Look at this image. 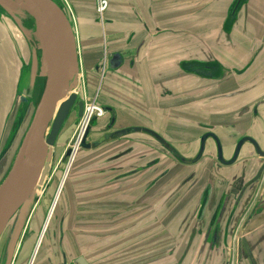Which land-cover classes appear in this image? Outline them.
Wrapping results in <instances>:
<instances>
[{"label":"flooded vegetation","instance_id":"obj_1","mask_svg":"<svg viewBox=\"0 0 264 264\" xmlns=\"http://www.w3.org/2000/svg\"><path fill=\"white\" fill-rule=\"evenodd\" d=\"M64 2L75 23L71 8L66 0ZM97 6L98 0L96 8ZM108 6L109 0H107L105 12ZM105 12L103 15L97 14L101 22L105 20ZM222 14L224 16L220 25L223 34L222 40L227 41V36L229 42L234 46L246 42L245 45H252L251 56L257 55L256 59L263 58L264 3L260 0H232L228 10L222 11ZM134 40V37L129 36L124 41L127 42L128 48H142L144 43L141 41L143 39L138 40V43H135ZM140 42L142 43L141 47H139ZM102 44L105 45L106 50L102 52L97 66L92 71V75L98 77L97 88L95 93L89 94L88 91L84 93V100H80L83 102V111L87 104L93 102L101 107V115L97 114L96 117L108 114L106 122L99 126L102 134L97 140L107 134L113 136L98 145L137 132L151 136L155 145V147L144 150L140 143L131 142L113 154L95 162L96 166H108L103 167V172L114 173L102 184L105 185L112 181L116 185L118 197L129 196V200L116 199L119 201L118 205L121 206V202L127 200L126 204L129 206L128 208L119 206L118 209L135 211L137 206H142L140 208L145 212L132 216L130 220H133L132 222L144 221V225L140 226L146 227H141V230L145 232L151 231L149 226L153 221L161 219L165 221L170 216L178 220L176 228L172 232L160 229L163 237L167 238L168 235L172 237L168 251L170 255L176 256L174 264H183L190 253L196 249L206 251L207 257L213 250L219 252L221 247H223V252L227 247V249L230 248V252H233L236 245L234 241L231 242V238L240 231L244 220L248 216L250 218L257 217L264 212L261 193L262 179L264 178V156L247 139L256 140L264 152V112L262 109L264 107V91L253 94L254 90L264 86V62L259 66L257 64L254 69V58L251 57L247 62L226 59L217 52V47H215L212 53L182 61L177 75L169 77L166 74H161L156 78L154 85L148 84L149 79L146 81V78L138 75L128 76V73L124 72L122 78L129 80L128 77H130L133 84L121 83L122 86L119 87L116 80H110L107 75H109V70L112 72L111 75H114V70L125 61L127 54H125L126 52H114L106 40ZM242 76L245 77L242 78ZM143 80H145V85H140ZM173 82L178 83L172 84ZM136 83L139 85H135ZM113 84L118 87H112ZM108 88H113L114 92H119L118 89L121 88L120 92L123 93V97L115 94L112 101L102 102L100 97L105 96V91L111 93ZM250 92L251 96L245 98L243 102L239 101L240 103L233 109L216 110L215 108L216 105H225L228 100L241 99ZM119 98L128 101V109L133 118L137 120L131 126H116L119 120L117 104L125 106L124 103L119 102ZM79 102L77 103L78 114ZM154 104H158L159 107ZM182 106L192 108L193 114L176 108ZM171 108L173 109L170 110ZM93 120L94 118L89 122L91 123ZM90 123L85 125L81 142L84 139L85 143L91 146V143L88 142V137L91 135L90 128H88ZM245 123L250 124L248 129L244 128ZM136 127H140L142 130H134ZM177 129H182V132ZM27 130L28 128L26 132ZM123 130L126 131L121 132ZM186 130H191L196 136L191 143L190 139L194 136L186 139V142L193 147L191 153L183 152L172 142L174 138L184 137ZM152 132L164 139L172 149L170 150ZM204 136L206 139L203 151L199 155ZM243 138L246 139L235 160L230 164H223L220 160L219 143L222 158L229 161L235 157L237 144ZM68 151L69 149L66 150V154ZM170 156L177 161L178 166L170 164ZM183 158L192 161L185 162ZM184 166L192 168L186 176H183L170 190L165 192L158 206H153L149 197L153 188L157 187L162 180H164L163 183H166ZM233 166L239 167L234 173L223 172L225 168ZM63 182L64 179L62 184ZM50 191L43 197L45 202L53 201L48 214L45 213L43 220L35 218L34 220L37 222L36 225H33V214L31 213L22 224V228L24 227L22 238L19 239L20 237L17 235L18 237L11 241L14 245L9 246V236L12 232L8 234L1 247L0 264H34L35 261L40 260L38 254L41 250L43 254L45 253V264H78V258L85 257L81 254L70 260L72 256L65 245L61 224L65 212L56 210L60 191L57 193ZM196 191L195 198L185 206L186 200ZM138 194H140L139 197ZM145 195L147 196L146 202H142L141 198ZM175 201L177 202L170 212L169 205ZM143 203L145 204L142 205ZM115 209L113 208V210ZM125 215H130V213ZM132 222L124 227L131 226ZM123 230L127 229L118 231ZM27 242L35 245L32 258L27 256V252L24 250ZM30 246H28L29 249H31ZM232 258L230 255L224 264H233ZM90 264L92 263L90 262ZM195 264H199V262ZM202 264L205 262L203 261Z\"/></svg>","mask_w":264,"mask_h":264},{"label":"rangeland","instance_id":"obj_2","mask_svg":"<svg viewBox=\"0 0 264 264\" xmlns=\"http://www.w3.org/2000/svg\"><path fill=\"white\" fill-rule=\"evenodd\" d=\"M205 3L206 1L203 2V4ZM16 11L27 33H23V30L19 28L9 15L8 10L0 5V186L14 165L18 156L19 144L34 116L46 83L43 51L35 34V20L26 10L19 8ZM97 14L99 15L98 12ZM105 50L106 47L102 43H95L91 47L84 45L83 48L82 46V55L79 53V71L76 74V78L72 81L71 89V92L77 93L78 98L69 110L60 133L52 145L53 157L50 162V169L44 181L34 191L28 201V216L31 213L33 214V225H36L37 222L34 220L35 218L43 220L45 213L48 214L53 203V201L45 202L43 197L50 190V192L56 193L60 191L56 210L65 212V217L62 219L63 222L61 224L64 231L65 245L68 247L70 256H72L70 260L83 254L92 264H174L176 256L170 255L168 251L172 237L170 235L167 238L163 237L160 229L172 232L175 230L178 220L170 216L165 221L162 219L153 221L151 226H149L151 228L150 232L141 230V227L146 228L145 226H140L144 225L145 222L138 220L132 222L133 220H130V218L145 212V210L140 208L142 206H137L135 211L118 209L120 207L128 208L129 206L126 204L127 200L122 201L120 206L117 204L119 201L116 199L124 198L129 200V196L118 197L116 185L112 181L103 185L102 182L111 178L114 173L102 171L103 167L108 166L95 165V162L113 154V152L131 142L140 143L144 150L155 147L154 139L147 134L137 132L96 145L97 138L102 134L99 126L106 122L108 114L101 117H96L94 114V117H92L94 120L91 123L88 122L90 123L88 125V128H90L89 132H91L88 142L91 143V146L86 147L80 143L86 119L78 114L77 103L82 99L84 100V93L87 91L89 94L95 93L98 77L92 75L90 68L95 62H98L102 52ZM79 51H81L80 47ZM4 56L6 57L5 60L2 59ZM87 56H90L93 60H91L92 64L88 68L85 67ZM111 73L109 70V75H107L110 80L115 79L116 81L127 83L125 81L127 79L122 78L119 74L117 76L114 74L115 77ZM108 90L111 93L105 91V96L100 97L104 103L112 101V98H115V94L123 97L122 92H114L111 88H108ZM118 100L124 103L125 106L120 105V103L117 104L119 120L116 126H131L137 120L133 118L128 109L129 103L124 99L119 98ZM176 108L188 111L191 114L194 112L192 108L185 106ZM177 130L182 132V129ZM184 134V137L174 138L172 142L181 148L183 152L191 153L193 152L191 151L193 147L186 142V139L192 138L194 135L191 130L184 131ZM195 138L196 136L190 139V143ZM67 149H72L73 152L66 154ZM170 160L172 166H178L177 161L172 156H170ZM191 168L190 166L181 167L176 172V175L169 178L166 183H163L164 180L159 182L157 187L153 188L152 194L149 195L153 206H158L165 192L170 190L183 176H186ZM63 179L64 182L62 184ZM60 184H62V187H60ZM138 191H140V188H138ZM196 193L197 191L186 200L185 206L195 198ZM137 196L139 197L140 194ZM146 199L147 196L145 195L141 198V201L146 202ZM176 202H172L169 205L170 212H172ZM113 208L116 209L113 210ZM20 213L17 212L14 215L0 238V256L1 247L5 239L12 232L11 230L17 227L16 225L22 217L20 216L22 213ZM129 213L130 215H125ZM130 222H132L131 226L124 227ZM121 229L127 230L118 231ZM16 230L18 233L15 236L12 233L9 236V246L14 245L11 241L15 237L17 238V235H19V239L22 238L24 227L16 228ZM236 240L238 238H232L231 242L233 243L234 241L236 245ZM30 245L32 244L25 243L24 250L27 252L26 255L32 258L35 245ZM236 253V246L231 253L226 254V250L224 249L223 252V247H221L219 252L213 250L208 257L206 251L202 252L196 249L190 253L183 264H195L196 262L202 264L203 261L205 264H218L221 257L223 260L222 264H224L230 258V255H232L233 264H235ZM44 255L45 253L43 254L42 250L39 251L38 258L43 260V262L39 260L38 262L35 261L36 263L34 264H45ZM200 260L202 261L201 263Z\"/></svg>","mask_w":264,"mask_h":264},{"label":"crops","instance_id":"obj_3","mask_svg":"<svg viewBox=\"0 0 264 264\" xmlns=\"http://www.w3.org/2000/svg\"><path fill=\"white\" fill-rule=\"evenodd\" d=\"M56 1L68 12L64 0ZM260 1L264 3V0ZM66 2L74 15L80 55H82V46L91 47L104 40L114 52H126L125 61L114 70L113 74L116 76L118 74L123 76L122 74L127 72L128 76L138 75L146 78V81L149 79L148 84L154 85L156 78L161 74L175 76L180 71L182 61L212 53L215 47L226 59L247 62L251 57L254 58V69L257 64L259 66L264 62V57L256 59L257 55H250L252 45L248 46L243 42L234 46L227 36V41L222 40L220 27L224 17L222 11L228 10L232 0H109L103 23L97 15V0H66ZM129 36L135 38V43L143 39L142 48H128L124 40ZM141 42L139 47L142 45ZM5 56L2 57L3 60L6 59ZM91 60L90 56L86 57V68L91 66L93 61ZM133 62L134 65H131ZM96 66L97 62L90 70L93 71ZM128 78L129 80L126 81L129 85L132 81L130 77ZM145 80L140 85H145ZM116 82L119 87L122 86V82ZM116 86L118 87L113 84L112 87L116 88ZM118 90L120 92L122 89ZM263 91L264 86H261L254 90L253 94ZM250 96L251 92L241 99L228 100L225 105H216L215 108L216 110L233 109L240 103L239 101L243 102ZM262 109L264 112V107ZM249 125L245 123L244 128L248 129ZM238 168V166L227 167L223 172L231 174ZM261 193L264 203V178ZM243 223L240 231L233 236L238 238L235 264H264V212L257 217L248 216ZM227 248L226 254L231 253L230 248ZM218 262L222 264V257Z\"/></svg>","mask_w":264,"mask_h":264},{"label":"water","instance_id":"obj_4","mask_svg":"<svg viewBox=\"0 0 264 264\" xmlns=\"http://www.w3.org/2000/svg\"><path fill=\"white\" fill-rule=\"evenodd\" d=\"M22 1V6L18 8L10 7L6 0H0V5L8 10L9 15L15 21V23L23 30V33H27L24 28L16 9L26 10L35 20L36 25V37L39 40L40 47L43 51V57L48 53V49L43 42L40 33V23L43 22V15L49 17L50 24L57 31V35L60 38V45L57 47L49 48L51 51L49 58V66L46 65L47 60L43 62L44 69L46 71V83L41 96V99L36 107L32 121L28 127V130L24 136L22 144L18 151V156L14 162V165L9 175L0 186V238L6 230L8 223L14 217L17 212H21L22 216L16 228H21L24 220L28 217L29 200L34 193L36 185H40L49 169L50 162L52 160V145L55 142L57 135L69 113L76 102L78 95L76 92H71L72 81L76 78V74L79 71V45L78 39L75 34L73 24L68 18L69 12L64 10L62 6L56 0H16ZM63 99V100H62ZM60 103L57 112L55 114L57 103ZM84 106L83 102H79V115H83ZM55 114V116H54ZM134 130L140 131L142 128L136 127ZM123 130L121 132H125ZM154 135L165 143L164 139L158 136L155 132ZM113 135L107 134L104 137L98 139L95 144L103 142L105 139L110 138ZM206 136L203 137L202 147L199 155L203 151L204 141ZM246 138L241 139L236 148L235 157L229 161H225L221 154V145L219 143L220 160L223 164L232 163L242 144ZM249 139L257 148V151L264 156V152L260 149L258 143L253 138ZM83 146L90 147V144H86L83 139ZM171 150L172 147L165 143ZM72 149H69L68 154ZM197 156V158L199 157ZM25 157L23 167L22 179L8 192L7 195L2 197L1 191L4 186L12 180V178L18 173L21 165V160ZM196 158V159H197ZM185 162H191L192 160H186ZM209 189V187H208ZM207 189V190H208ZM20 213V214H21ZM12 230V234L15 236L18 231ZM16 238V237H15ZM14 244V243H13ZM78 264H90V262L83 256L78 258Z\"/></svg>","mask_w":264,"mask_h":264},{"label":"bare ground","instance_id":"obj_5","mask_svg":"<svg viewBox=\"0 0 264 264\" xmlns=\"http://www.w3.org/2000/svg\"><path fill=\"white\" fill-rule=\"evenodd\" d=\"M6 1L9 3L10 7L18 8V6H20V5H21V7H25V6H22V4H23L22 1L19 2V3L16 0H6ZM42 17H43V20H42L43 22L40 23V33H41L43 42L46 45V48L48 49V53H46V55L44 56V60L45 61L47 60L46 65L49 66V61L48 60L50 58V53H51L49 48L51 49L53 47L59 46L61 41H60V38L57 35V31L50 24L49 17L46 14L43 15ZM68 18L72 22L73 28H74V31H75V34H76L77 32H76L75 23L73 22V19L70 16H68ZM76 36H77V34H76ZM62 100H60L57 103L55 114H56L57 109H58L60 103L62 102ZM55 114H54V116H55ZM24 160H25V157L21 160V165L19 167L18 173L2 189V191H1L2 197L7 195L8 192L22 179V177H23V167H22V165L24 164ZM39 186L40 185H36V187L34 188V191Z\"/></svg>","mask_w":264,"mask_h":264},{"label":"built area","instance_id":"obj_6","mask_svg":"<svg viewBox=\"0 0 264 264\" xmlns=\"http://www.w3.org/2000/svg\"><path fill=\"white\" fill-rule=\"evenodd\" d=\"M107 7V0H98V6H97V12L99 15H103L105 12V9ZM99 114L101 115V107L98 106L96 103H89L86 105L85 111L83 113V117L86 119L85 124H88V122L92 119L93 115Z\"/></svg>","mask_w":264,"mask_h":264}]
</instances>
